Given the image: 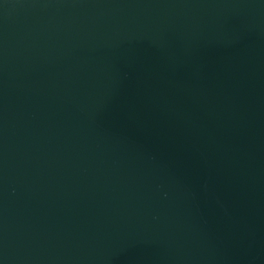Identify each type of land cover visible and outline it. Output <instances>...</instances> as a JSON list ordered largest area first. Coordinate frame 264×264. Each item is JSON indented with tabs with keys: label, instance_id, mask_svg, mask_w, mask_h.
Masks as SVG:
<instances>
[{
	"label": "water",
	"instance_id": "1",
	"mask_svg": "<svg viewBox=\"0 0 264 264\" xmlns=\"http://www.w3.org/2000/svg\"><path fill=\"white\" fill-rule=\"evenodd\" d=\"M0 264H264V0H0Z\"/></svg>",
	"mask_w": 264,
	"mask_h": 264
}]
</instances>
